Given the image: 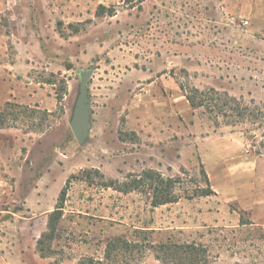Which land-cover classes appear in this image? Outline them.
<instances>
[{
  "label": "rangeland",
  "instance_id": "1",
  "mask_svg": "<svg viewBox=\"0 0 264 264\" xmlns=\"http://www.w3.org/2000/svg\"><path fill=\"white\" fill-rule=\"evenodd\" d=\"M59 2L40 42L19 26L0 32V89L11 94L0 107V264H108L115 238L141 245L115 264H163L146 240L168 238L203 245L210 264H264V22L248 13L264 0H73L70 16ZM87 71L80 146L70 122ZM193 89L228 93L254 115L216 122L191 108ZM151 171L176 179L178 202L151 205ZM64 189L53 255L42 258Z\"/></svg>",
  "mask_w": 264,
  "mask_h": 264
},
{
  "label": "trees",
  "instance_id": "2",
  "mask_svg": "<svg viewBox=\"0 0 264 264\" xmlns=\"http://www.w3.org/2000/svg\"><path fill=\"white\" fill-rule=\"evenodd\" d=\"M184 90V88L182 87ZM185 97L192 109H204L211 117L219 122L225 121L228 125L237 126L238 124L247 123L254 115L251 109L243 104L242 100L230 96L228 93H222L216 89L201 91L193 89L185 93ZM145 179L151 180L150 189L153 191L152 203L154 208L166 204L176 203L179 200L174 193L176 179H164L158 172H147ZM208 182V181H207ZM142 180L136 181L134 187L139 188ZM209 184V182H208ZM111 184L109 187H114ZM128 192L130 190H121ZM202 196H211L215 194L213 190L202 192ZM67 196V189L62 190L56 209L48 216L47 231L44 232L38 240V252L42 258H49L53 255L52 243L56 238L58 226L64 216V204ZM247 225L241 221V227ZM154 231H142L141 234H148ZM145 241V240H144ZM145 248L154 250L157 260L163 264H210L208 251L203 245L197 243H179L172 238L167 240L151 242ZM145 245V244H144ZM143 246V244H142ZM135 241H127L121 238L110 240L106 246L105 261L108 264H115L120 259L122 253L129 252L139 248ZM136 259V258H134ZM129 263V262H128Z\"/></svg>",
  "mask_w": 264,
  "mask_h": 264
},
{
  "label": "crops",
  "instance_id": "3",
  "mask_svg": "<svg viewBox=\"0 0 264 264\" xmlns=\"http://www.w3.org/2000/svg\"><path fill=\"white\" fill-rule=\"evenodd\" d=\"M1 1H3L6 4L7 11L0 12V32H3L4 29L6 30V26H9V28L13 29V31H15V26H19V28H23L24 31H28V30L33 31V33L35 34L36 41L38 42H40V39L38 38L39 36L37 37L36 34L41 33L45 29V27L48 28V25H52V20H54L55 17H57L58 15L57 12L55 13L56 10L58 11V8H56V6L60 4L59 0H13L14 4H17L18 2H20L21 4L22 2L29 3L30 1H33L35 7L29 11L26 9V7H23V9L20 10L19 12H14V11L8 12L9 10H13L14 8L12 4L13 2L11 0H1ZM41 1H44V2L48 1L50 3L48 8L47 7L44 8L46 9V12H42V10L38 8L37 3H40ZM70 1L73 2V0H64L65 5L62 6L60 10V11H65L66 13L69 12L70 13L69 16L72 14V11H73V7ZM248 13L251 17H255L259 19L260 21L264 22V12H248ZM3 44H5V42L0 40V48L4 47ZM29 46H30V43H29ZM2 66H3L2 63L0 62V75L4 71L1 68ZM8 74L10 73L8 72ZM14 74L15 72H13L12 75ZM0 79H3V78L0 77ZM7 95L9 97H7ZM139 97H140V102H141L142 95ZM10 98H11V94H6L4 90L0 89V107H2L5 103H8L9 101H11ZM141 107L142 106H140V108ZM28 208L30 209L33 215L36 214L34 207L28 206ZM251 209H252V206L245 208L246 211H249ZM50 213L51 212H49L48 214ZM33 218H30V219H33ZM23 219L24 221H27V218H23ZM9 224H12L13 226L16 225L18 229H20L19 232H22L23 228L21 227V225H24L25 223L24 222L19 223V220L15 219V220H11ZM35 226L36 224L31 226L33 234L36 232ZM259 226H261L264 229V223H261V225Z\"/></svg>",
  "mask_w": 264,
  "mask_h": 264
},
{
  "label": "water",
  "instance_id": "4",
  "mask_svg": "<svg viewBox=\"0 0 264 264\" xmlns=\"http://www.w3.org/2000/svg\"><path fill=\"white\" fill-rule=\"evenodd\" d=\"M92 71L81 74L79 95L73 111L70 127L80 146H83L89 139L91 130V112L89 106L88 81Z\"/></svg>",
  "mask_w": 264,
  "mask_h": 264
},
{
  "label": "built area",
  "instance_id": "5",
  "mask_svg": "<svg viewBox=\"0 0 264 264\" xmlns=\"http://www.w3.org/2000/svg\"><path fill=\"white\" fill-rule=\"evenodd\" d=\"M232 23H234V21Z\"/></svg>",
  "mask_w": 264,
  "mask_h": 264
}]
</instances>
